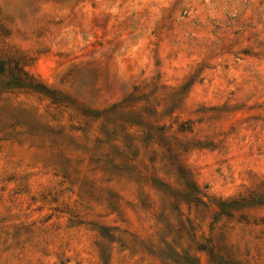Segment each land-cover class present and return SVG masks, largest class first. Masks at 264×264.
Here are the masks:
<instances>
[{
	"label": "rangeland",
	"instance_id": "obj_1",
	"mask_svg": "<svg viewBox=\"0 0 264 264\" xmlns=\"http://www.w3.org/2000/svg\"><path fill=\"white\" fill-rule=\"evenodd\" d=\"M4 55L0 264H264V0H0Z\"/></svg>",
	"mask_w": 264,
	"mask_h": 264
},
{
	"label": "trees",
	"instance_id": "obj_2",
	"mask_svg": "<svg viewBox=\"0 0 264 264\" xmlns=\"http://www.w3.org/2000/svg\"><path fill=\"white\" fill-rule=\"evenodd\" d=\"M18 89L47 92L41 83L24 70L19 61L6 55L0 56V92H11Z\"/></svg>",
	"mask_w": 264,
	"mask_h": 264
}]
</instances>
